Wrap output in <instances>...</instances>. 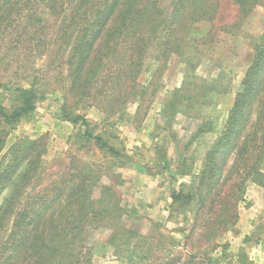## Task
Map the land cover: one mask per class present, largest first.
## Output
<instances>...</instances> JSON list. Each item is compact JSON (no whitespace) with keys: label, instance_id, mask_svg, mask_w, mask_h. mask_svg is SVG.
<instances>
[{"label":"rangeland","instance_id":"1","mask_svg":"<svg viewBox=\"0 0 264 264\" xmlns=\"http://www.w3.org/2000/svg\"><path fill=\"white\" fill-rule=\"evenodd\" d=\"M0 264H264V0H0Z\"/></svg>","mask_w":264,"mask_h":264},{"label":"trees","instance_id":"2","mask_svg":"<svg viewBox=\"0 0 264 264\" xmlns=\"http://www.w3.org/2000/svg\"><path fill=\"white\" fill-rule=\"evenodd\" d=\"M146 10H148V9H146ZM109 13H110V8H107L106 10H104L103 14H101L102 16L101 17L99 16L97 18V22H99V25L100 26H102L103 23L105 24L108 19L110 20V18L108 17L109 16L108 15ZM150 21L153 24V27H156L158 25V24L155 23V20L154 19L150 18ZM157 21L160 23V20L157 19ZM145 39L146 38H142L141 37L138 40H139V42H142ZM256 61H257V56H256ZM31 109H33V106L32 105L25 106V107H20L17 110H13L10 114L1 113V116L4 118V120L12 121V120L16 119L22 112H27V111H29Z\"/></svg>","mask_w":264,"mask_h":264}]
</instances>
